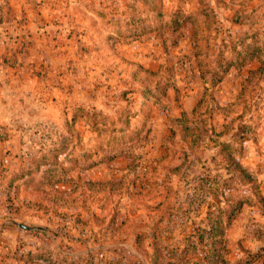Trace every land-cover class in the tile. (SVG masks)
Segmentation results:
<instances>
[{"label":"rangeland","instance_id":"rangeland-1","mask_svg":"<svg viewBox=\"0 0 264 264\" xmlns=\"http://www.w3.org/2000/svg\"><path fill=\"white\" fill-rule=\"evenodd\" d=\"M15 1L0 264H264V0Z\"/></svg>","mask_w":264,"mask_h":264},{"label":"crops","instance_id":"crops-1","mask_svg":"<svg viewBox=\"0 0 264 264\" xmlns=\"http://www.w3.org/2000/svg\"><path fill=\"white\" fill-rule=\"evenodd\" d=\"M15 0H0V49L6 51L8 42H3L15 21L12 20L11 7H15ZM17 11V10H16ZM9 12V13H8Z\"/></svg>","mask_w":264,"mask_h":264},{"label":"trees","instance_id":"trees-1","mask_svg":"<svg viewBox=\"0 0 264 264\" xmlns=\"http://www.w3.org/2000/svg\"><path fill=\"white\" fill-rule=\"evenodd\" d=\"M153 264L155 263V260H154V262H152Z\"/></svg>","mask_w":264,"mask_h":264}]
</instances>
